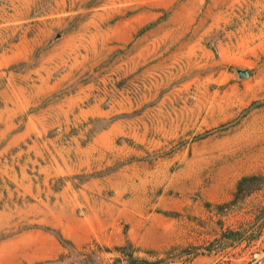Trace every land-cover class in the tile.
Returning a JSON list of instances; mask_svg holds the SVG:
<instances>
[{
	"label": "rangeland",
	"instance_id": "rangeland-1",
	"mask_svg": "<svg viewBox=\"0 0 264 264\" xmlns=\"http://www.w3.org/2000/svg\"><path fill=\"white\" fill-rule=\"evenodd\" d=\"M0 264H264V0H0Z\"/></svg>",
	"mask_w": 264,
	"mask_h": 264
},
{
	"label": "water",
	"instance_id": "water-1",
	"mask_svg": "<svg viewBox=\"0 0 264 264\" xmlns=\"http://www.w3.org/2000/svg\"><path fill=\"white\" fill-rule=\"evenodd\" d=\"M241 76L246 77L248 76V71H240Z\"/></svg>",
	"mask_w": 264,
	"mask_h": 264
}]
</instances>
